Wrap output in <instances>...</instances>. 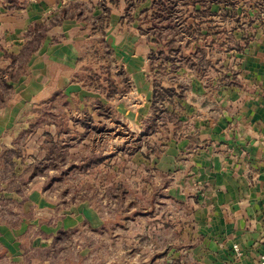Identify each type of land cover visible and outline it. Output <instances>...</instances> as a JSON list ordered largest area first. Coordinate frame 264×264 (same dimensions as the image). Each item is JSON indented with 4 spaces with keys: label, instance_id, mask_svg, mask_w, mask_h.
Listing matches in <instances>:
<instances>
[{
    "label": "crops",
    "instance_id": "0c3cea01",
    "mask_svg": "<svg viewBox=\"0 0 264 264\" xmlns=\"http://www.w3.org/2000/svg\"><path fill=\"white\" fill-rule=\"evenodd\" d=\"M79 3L88 8L81 12L82 19L50 27L20 69L21 53L33 37L27 34L30 27L47 25L61 9L76 11L74 5ZM149 6L146 0L133 16ZM104 8L109 14L103 43L111 51L112 65L122 70L130 86L137 75L148 88L147 113L134 122L139 136L155 109L148 60L151 46L135 22L122 21L126 0H0V72L19 71L14 81H8L12 94L0 107V264H52L61 235L82 229L91 234L108 232L104 229L108 218L92 203L63 206L48 195L45 180L27 179L29 167L45 158L46 134H59L58 123L63 120L76 122L86 111L95 127L113 128L108 127L110 119L92 111V105L98 101L112 112L121 98H107L100 88H90L78 78L84 75L85 57H90L88 41L97 37L83 19L102 15ZM135 44L145 49L147 77L138 73L143 56L140 49H133ZM128 46L133 53H125ZM118 57L126 58L124 64ZM232 59L234 83L218 82L214 74L207 84L185 66L175 72L177 81H160L177 93L183 87V94L163 103L169 116L163 129L157 127L148 135L152 147L135 150L147 162L142 172L158 175L165 202L180 209L176 218L165 217L174 236L171 243L167 241L159 252L151 246L140 249L148 256L132 264H256L264 254V23L257 25L244 51L235 52ZM43 108L42 123L28 131L35 111ZM79 143L82 139L74 138L71 146L76 149ZM14 146L20 154L10 156L14 163L10 168L1 151ZM139 218L143 217L133 220ZM234 245L241 253L238 258Z\"/></svg>",
    "mask_w": 264,
    "mask_h": 264
},
{
    "label": "rangeland",
    "instance_id": "374dc122",
    "mask_svg": "<svg viewBox=\"0 0 264 264\" xmlns=\"http://www.w3.org/2000/svg\"><path fill=\"white\" fill-rule=\"evenodd\" d=\"M235 1L238 13L246 11L247 14H252L249 10L252 5L251 0ZM248 5L250 6L248 7ZM213 10L218 12L220 9L217 6ZM220 11L216 20L220 21L221 25L228 23L227 21L231 17L226 18L225 13L222 10ZM240 23L246 26L244 20ZM259 24V22H256L251 26L244 27L243 32H240L242 29H239L232 35H235L237 39L240 35H254ZM236 26H239V23ZM228 30H230V26ZM131 49L128 46L125 53H133ZM133 49L136 51L140 49V57L143 56V60H140L142 61L140 63L142 68L138 70V73H142L144 76L146 72L145 49L136 44ZM235 52L234 50L229 51L227 54L220 52L219 55L223 56L225 63L230 62L233 67L236 65L235 60L232 59ZM122 57H118V61L124 64L126 58ZM167 66L161 69L154 68L150 71V77L162 83L170 82V80L177 81L179 76L172 73ZM134 74L136 75L135 72ZM144 77H147V73ZM119 88V91L112 94L113 98L119 96L122 99H120L118 109L115 110L114 108L110 112L109 119L111 121H109L111 124L108 127H113L112 130L103 131V134L90 132L84 139V135L80 136L83 133L82 128L76 127L74 120L70 119L69 121L67 118L58 123L59 132H67L69 138L71 137V140H67L68 144H61L60 150L55 152H59L62 156V161L56 164L58 169L52 166L49 159L44 161V158L41 161H36L40 162L39 167L45 165L44 170H40L37 166L38 169H36L31 180L41 178L46 183L48 182L46 184L49 186L46 189L48 195L54 197L63 206L78 205L84 202L92 203V206L103 217L108 218V224L104 226V229L110 233L107 232L106 235L100 231H93L91 234L87 229H82L70 235H61L55 243L56 251L52 254L53 259H50L52 264H132L148 256V252L140 253V249L143 251L151 246L156 247L159 252L166 247L167 241L171 243L174 237L165 217L167 219L168 217L169 219L176 218L180 206L178 209L177 206L165 202L164 192L160 189L161 178L158 175L154 176L149 171L142 172L143 163L147 162L135 150L140 146L139 150L142 149L145 152L152 147L148 140L149 136L141 134L139 136H143L144 141L137 140L139 136L135 134L138 132L134 124V122L136 123L142 117H145L147 113L146 92H148V88L138 82L137 75L131 86L130 84L119 85ZM169 101H172V98ZM154 107L161 124H157L158 126L156 125L153 131L157 127L164 128V116L157 105ZM64 114L66 115V113ZM115 123H118L119 126L117 127ZM66 137L68 139V136ZM53 138L60 140L58 134ZM74 138L82 139V143H79L76 149L71 146L74 144ZM93 151L96 154L104 155L105 161L102 163L93 162L87 170H84L83 164L79 160H84L87 156L86 153L93 154ZM103 152L105 153L103 154ZM44 153L46 156V151ZM52 154L54 155V152ZM92 157H95V155H90L88 158ZM56 161L58 162V159ZM72 164L75 165L73 170L69 169ZM30 173L28 171V176ZM118 183H121V187L117 188ZM138 184H141V187ZM116 195L120 196V214L115 212ZM154 215L159 216L160 219L152 221L147 219V217ZM137 216L143 218L134 221V217ZM139 245L141 247H138Z\"/></svg>",
    "mask_w": 264,
    "mask_h": 264
},
{
    "label": "trees",
    "instance_id": "16d2710c",
    "mask_svg": "<svg viewBox=\"0 0 264 264\" xmlns=\"http://www.w3.org/2000/svg\"><path fill=\"white\" fill-rule=\"evenodd\" d=\"M111 1L114 2V0ZM145 1L146 0H126L127 11L124 13L122 21L125 20L127 23L135 22L139 32L147 37V41L151 46L148 54L150 71L154 70V68H165V66L168 65L167 68L171 70L172 73H175L177 69L185 66L192 71L199 80H203L207 84L210 82V77L214 74L218 82L234 83L236 73L232 69L230 62L225 63L223 56L219 55V53L222 52L227 54L231 50L238 53L244 51L248 42L253 38V34L251 36L240 35L239 39L232 34L239 31V29H242L240 32H243L244 27L251 26L256 22L260 24L264 22V0H251L252 5H248V7L250 6L249 10L252 14H247L246 11L238 13L235 0H150V6L146 9H141L137 16L134 17V11ZM217 6L225 13L226 18L231 17L228 19V23L221 25L219 23L220 21L216 20L221 12L220 10L218 12L213 10L214 7ZM74 8L76 11H69L66 9L59 10L57 15L54 16L47 25L34 24L30 27L27 34H32L33 37L31 40L27 41L26 47L21 53L23 60L19 66L20 69L25 67L30 56L36 51L50 27L59 25L67 19H82L81 12L88 11V8L82 3L75 4ZM103 10L104 13L102 15L96 17L87 15L86 19H83L86 20L87 25L90 26L92 34L94 33L97 37L96 39L94 38L88 41L89 47L87 52L90 53V57H85L84 61L87 63L82 69L84 75L78 78H80L79 80L81 82L88 84L90 88H100L107 98H111L114 92L119 91V85H127L129 82L127 77L122 73V70L112 65L111 51L103 43L104 23L109 14L107 8ZM242 20L246 22V26L240 23ZM238 23L239 26H236ZM143 25H147V27L144 29L142 28ZM229 26L230 30H228ZM228 45L229 47H227ZM12 60L15 61L14 58H12ZM113 68L114 70H112ZM5 73L7 74V79H5ZM17 73L15 75L8 71L0 72V107L10 98L12 88L8 85V81H14L18 76ZM101 75H103L102 78ZM115 78L117 79L116 81L114 80ZM152 84V104L153 106H158L161 114L164 116L165 122V118L169 115L162 104L174 96H182L183 87L177 93L172 88L162 87L160 81L156 79H152ZM179 86L181 87V85ZM43 111H46V108L35 111L36 116L34 117V123L29 124L30 127L28 131L31 132L33 128L42 123L40 119L41 116L44 115ZM92 111L98 117L106 119H109L111 114L110 108L98 101L93 103ZM155 112L156 111L153 110L151 116L144 123V136H148L155 129L157 124H161ZM75 126L82 128L83 133H81L80 136L89 135L90 132L96 134L97 132L104 133L103 131H107L106 127H95L92 115L86 111L83 113L82 117L75 122ZM66 136H68V139ZM58 137H60V140L46 134V139L42 145V149L47 153L44 161L49 159L50 163L52 162V166L56 169H58L56 164L62 161V156L59 152H55L60 150L61 144H68L67 140H71L67 132L60 131ZM137 140L144 141V137L139 136ZM1 152L3 161L7 166L12 168L14 163L10 161V156L13 154L18 156L20 154L19 148L15 146L13 149L2 147ZM53 152L54 155L52 154ZM88 155H95V157L88 158ZM88 155L84 160H79L82 162L84 170H87L93 162L102 163L105 161V157L100 153H90ZM56 159H58V162ZM39 163L40 162H34V164L29 167L28 171L31 173L27 179L31 180L36 169H38L37 166L40 165ZM44 166L45 165L38 167L40 170H44ZM74 166L72 164V167L69 169L73 170ZM46 184H48V182ZM119 186L121 187V183L116 185L117 188ZM119 197L120 196L116 195L115 212H117V214H120L119 210L121 209Z\"/></svg>",
    "mask_w": 264,
    "mask_h": 264
},
{
    "label": "built area",
    "instance_id": "2783aa9c",
    "mask_svg": "<svg viewBox=\"0 0 264 264\" xmlns=\"http://www.w3.org/2000/svg\"><path fill=\"white\" fill-rule=\"evenodd\" d=\"M233 250H234L235 256L237 258L241 256L240 250H239V248L236 245L233 246ZM256 264H264V254H261L259 256L258 261L256 262Z\"/></svg>",
    "mask_w": 264,
    "mask_h": 264
}]
</instances>
